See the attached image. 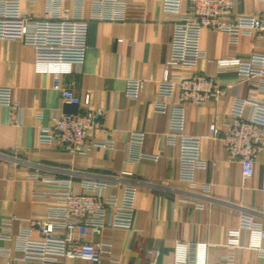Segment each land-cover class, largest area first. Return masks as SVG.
<instances>
[{"label": "crops", "instance_id": "1", "mask_svg": "<svg viewBox=\"0 0 264 264\" xmlns=\"http://www.w3.org/2000/svg\"><path fill=\"white\" fill-rule=\"evenodd\" d=\"M29 5L22 3L23 8ZM66 5L74 7L71 1ZM31 6L36 16L43 15V0ZM259 10L258 0H235L236 14H257ZM91 13L92 2L87 0L83 14L90 17ZM178 19L177 13L163 10L162 0H127L123 19L90 20L84 63L73 65L61 77L72 83L78 94L90 92L93 105L105 107V130L90 136L99 141L112 138L114 145L96 146L76 156L40 139L42 126L53 124L61 111L77 106L65 101L61 90L53 87L55 73L36 70L34 46L20 38L19 21L8 20L7 36L0 38V86L11 88L19 107L13 112L0 103V221L14 218L13 237L4 240L0 234V249L9 248L11 256L22 254L20 234L29 226L28 220L46 215L54 203L51 196L35 192L45 188L44 180L50 176L70 178L74 189L85 192L90 191L85 180L117 176L103 192L119 196L128 181L137 184L133 227L106 228L89 236L106 243L102 261L60 257L57 264H151L146 253L151 246L162 250L161 264H174L178 241H206L210 244L209 259L218 260L225 251L222 244L227 229L239 223L242 210H256L257 219L264 224L260 212L264 203V149L256 158L254 175L243 180L240 163L228 160L223 143L204 138L201 155L207 166L196 171L195 185L179 176L180 135L168 142L169 114L155 107L161 100L159 83L171 55V36ZM201 47L213 60L264 49L254 37L243 35L232 43L227 32L209 27L202 30ZM199 67L212 74L217 70L216 63L207 58L200 60ZM131 76L146 80L138 98L127 93ZM217 78L223 94L206 104L188 106L187 133L205 134L211 122L222 124L234 98L251 90V84L234 69L219 73ZM260 95L264 97V92ZM135 131L145 132L142 150L158 154V159H138L140 148L131 141ZM124 170L132 175H122ZM35 172L40 174L39 180L31 177ZM235 254L234 264H264V257L255 249L240 247ZM0 264L43 262L0 256Z\"/></svg>", "mask_w": 264, "mask_h": 264}, {"label": "built area", "instance_id": "2", "mask_svg": "<svg viewBox=\"0 0 264 264\" xmlns=\"http://www.w3.org/2000/svg\"><path fill=\"white\" fill-rule=\"evenodd\" d=\"M24 1L30 4L27 8L22 7ZM36 1L0 0V38L7 36L8 20H18L20 38L36 50V70L55 73L53 87L61 90L65 101L77 106L72 111H61L54 117L53 124L42 126L40 139L62 146L72 156L86 154L96 146L113 147L112 138L99 141L90 136V133L105 130V107L93 105L90 92L78 94L72 83L65 82L61 76L70 72L73 65L84 63L90 20L123 19L127 0H90V17L83 14L87 0H43L42 16H36L32 11L31 5ZM66 1L73 2L74 7L67 6ZM258 2L260 10L257 14H236L235 0H162L163 10L177 13L179 19L173 27L171 55L159 83L161 100L155 107L157 111L169 114L168 142H173L175 135H180L179 176L193 185L196 171L207 166L201 155L204 138L223 143L228 160L240 163L243 180L254 175L256 158L264 149V97L260 95L264 92V49H255L247 56L230 55L213 60L201 47L202 30L209 27L227 32L232 43L247 35L261 41L264 48V0ZM203 58L216 63V73L200 69L199 63ZM230 69L248 81L251 90L234 98L228 118L222 124L211 122L205 134L187 133L188 106L217 100L224 92L217 76ZM145 81L144 78L129 77L127 93L138 98ZM0 103L10 106L13 112L19 107L9 86H0ZM144 138L145 132L131 133L132 143L140 148L138 159H158V154H146L142 150ZM122 175L130 176L132 172L124 170ZM31 177L35 180L41 178L38 172ZM110 177L85 180L89 192L74 189L72 180L67 177L45 178V188L35 192L51 196L54 203L46 215L28 220L29 226L20 234L23 237L20 256H11L9 248H1L0 256L37 258L43 264H57L60 257L101 262L106 243L89 236L94 232L101 234L106 228L133 227L136 209V182L128 181L122 196L104 194L103 189L110 179L117 176ZM205 194H208V188ZM260 212L264 214V203ZM256 214L253 209L242 210L239 223L227 229L222 244L225 251L218 260L209 259L210 244L206 241H178L174 264H234L235 252L240 247L255 249L259 256L264 257V224ZM13 219L7 217L0 221V234L4 240L13 237ZM146 253L151 264H161L162 250L159 247H148Z\"/></svg>", "mask_w": 264, "mask_h": 264}]
</instances>
